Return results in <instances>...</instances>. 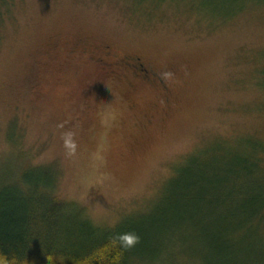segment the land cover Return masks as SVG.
Masks as SVG:
<instances>
[{"label": "rangeland", "instance_id": "rangeland-1", "mask_svg": "<svg viewBox=\"0 0 264 264\" xmlns=\"http://www.w3.org/2000/svg\"><path fill=\"white\" fill-rule=\"evenodd\" d=\"M114 2L15 0L0 35V179L25 163L51 168L54 193L97 226H147L189 159L264 144V0H166L151 16ZM119 56L140 58L143 76L165 87L131 91L94 60ZM225 215L199 230L173 223L134 252L163 264H264V222L237 242H203Z\"/></svg>", "mask_w": 264, "mask_h": 264}, {"label": "trees", "instance_id": "trees-1", "mask_svg": "<svg viewBox=\"0 0 264 264\" xmlns=\"http://www.w3.org/2000/svg\"><path fill=\"white\" fill-rule=\"evenodd\" d=\"M165 2L114 3H122L130 13L151 16ZM15 9V0H0V35L6 16ZM253 139L240 143L244 148L238 152L207 149L189 159L167 182L157 206L162 214L147 226L130 219L113 228L97 226L85 208L54 193L51 168L25 163L15 176L0 179V264H163L141 260L134 249L150 238L163 239L173 223L199 230L222 210L223 221L210 224L214 226L203 242H237L238 235L264 222V144ZM245 181L249 182L243 186Z\"/></svg>", "mask_w": 264, "mask_h": 264}, {"label": "flooded vegetation", "instance_id": "flooded-vegetation-1", "mask_svg": "<svg viewBox=\"0 0 264 264\" xmlns=\"http://www.w3.org/2000/svg\"><path fill=\"white\" fill-rule=\"evenodd\" d=\"M104 48H102L100 51H102ZM104 55H110L107 51L104 52ZM120 60H118V63H107L108 60L101 59V58H94V60L102 65V67L109 73V75L118 77V81L121 80V82L128 87L131 91H136L137 85L141 82H147L152 86L154 85V82L161 83L160 85L164 86L163 81L160 79H153L154 78V72L151 74V77H145L143 76V72L145 70L143 69L142 64L139 63L140 58L131 59L127 58V56H119ZM114 62V61H113ZM142 62V61H141ZM153 76V77H152ZM166 88H161L160 90H164L165 95L167 96L169 94V87L166 85ZM158 89V88H157Z\"/></svg>", "mask_w": 264, "mask_h": 264}, {"label": "clouds", "instance_id": "clouds-1", "mask_svg": "<svg viewBox=\"0 0 264 264\" xmlns=\"http://www.w3.org/2000/svg\"><path fill=\"white\" fill-rule=\"evenodd\" d=\"M72 136H73L72 133L65 134V144L71 149L72 152H74L75 151V142L72 139ZM130 242H131V238H130Z\"/></svg>", "mask_w": 264, "mask_h": 264}]
</instances>
